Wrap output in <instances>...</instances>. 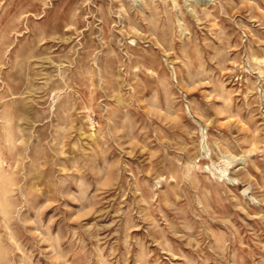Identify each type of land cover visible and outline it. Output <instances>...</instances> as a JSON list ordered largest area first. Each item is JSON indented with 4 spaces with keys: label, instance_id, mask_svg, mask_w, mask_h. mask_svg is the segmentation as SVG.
Masks as SVG:
<instances>
[{
    "label": "rangeland",
    "instance_id": "rangeland-1",
    "mask_svg": "<svg viewBox=\"0 0 264 264\" xmlns=\"http://www.w3.org/2000/svg\"><path fill=\"white\" fill-rule=\"evenodd\" d=\"M0 264H264V0H0Z\"/></svg>",
    "mask_w": 264,
    "mask_h": 264
}]
</instances>
